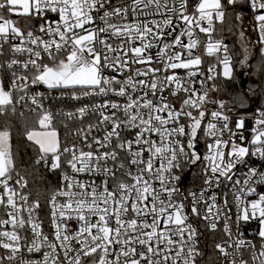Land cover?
<instances>
[{"label":"snow or ice","instance_id":"1","mask_svg":"<svg viewBox=\"0 0 264 264\" xmlns=\"http://www.w3.org/2000/svg\"><path fill=\"white\" fill-rule=\"evenodd\" d=\"M239 3L240 0H199L190 11L189 0H130L119 4L113 0H0V55L4 45L9 44L14 55L27 56L26 60L13 58L0 65L12 70L7 88L0 79V115L9 108L15 112L13 93L23 92L19 101L30 102L33 111L40 110L37 123L43 131L26 132V140L40 153L35 163L43 162L50 171L62 173V186L48 201L50 239L37 215L39 201L29 203V195L22 191L27 181L16 168L11 131L7 127L0 129V207L7 216L0 219V248L9 253L6 258L0 257V264L4 259L14 261L22 248L28 253L43 252L40 260H24L22 264H82L84 257L96 256L98 259L91 264H197L201 256L197 229L189 223L185 204L188 197L175 198L180 194L176 170L182 162L196 165L204 161L207 164L201 171L205 188L189 193L191 215L205 221L212 231L224 220L223 231L231 243L227 247L218 244L216 248L222 256L229 257L227 249L235 247L229 264H248L241 249L251 250L253 264H264V244L257 251L255 244L243 239L239 232L241 223L255 221L256 235L264 241V191L259 190L264 186V171L248 166L247 159H264V112L255 121L254 135L247 140L243 134L245 119H237L230 128L222 101L205 124L208 91L201 93L191 87L192 78L203 75L199 72L202 59L194 55L200 44L197 32L206 37V54L218 57L223 77L232 79L228 46L214 39L213 33L216 23H224L227 7ZM249 3L259 42L264 45V0ZM5 13L38 21L34 26L38 31L21 30L11 18H5ZM148 16L162 19H141ZM235 19L243 21L239 13ZM240 35L243 38V32ZM154 48L155 59L151 53ZM246 61L247 56L241 63ZM156 62L171 74L160 79L156 74L161 69L152 67ZM133 65L145 67L141 70ZM17 66L32 72L31 78L17 75ZM177 69L187 70V81L176 74ZM106 71L114 74L106 75ZM208 72L207 81L220 75L215 66ZM205 83L200 81L202 86ZM37 85L60 89L62 94L67 90L77 100L81 96L111 95L124 98L126 103L106 99L91 109L85 106L67 113L69 119L83 120L91 111L98 114L99 124H88L73 134L84 147L72 144L61 149L59 134L52 128L53 113L42 102L45 94L28 95L29 88ZM165 88L171 89L172 96L188 94L180 109L167 102ZM218 121L223 122L219 127ZM101 129L102 138L91 135ZM125 131H134V136L125 139ZM202 132L212 138L204 155L197 150ZM225 132L227 140L222 138ZM62 156L66 157L63 162ZM110 161L115 167L108 166ZM65 167L71 174L64 171ZM239 167L247 170L237 177ZM80 174L103 179L99 184L95 179L82 181L77 178ZM14 176L18 178L14 180ZM109 180L115 182L112 190ZM222 181L231 184L236 209L235 239L229 224V200L225 196L221 204L211 191L220 188ZM208 191L211 195L206 196ZM72 220L78 226L70 232ZM22 230L30 232L29 244L24 243L28 236L22 235Z\"/></svg>","mask_w":264,"mask_h":264},{"label":"built area","instance_id":"2","mask_svg":"<svg viewBox=\"0 0 264 264\" xmlns=\"http://www.w3.org/2000/svg\"><path fill=\"white\" fill-rule=\"evenodd\" d=\"M129 3L130 0H113V3L119 4V3ZM199 0H189V10L191 11L194 7L195 3H198ZM247 5L249 6V17L254 21V11L250 7L249 0H247ZM5 18H12L13 21L16 23L17 27H20L21 30L27 31L29 29L38 31L35 29V25L38 23L36 20H30L29 18L22 17V16H16V15H9L5 14ZM131 19V16H129ZM141 19H162L160 16H148V17H141ZM99 23V21H97ZM218 23H216L217 26ZM215 26V27H216ZM254 26L256 29V34L258 35V43L259 47L262 49V52L264 54V45H262L259 42V32L258 28L255 25L254 21ZM183 25L180 26L182 28ZM179 28L177 29V32H179ZM176 33H173V36H175ZM197 36L199 37L200 44L196 49H194V55H199L202 59V64L199 67V72L203 73V75L198 74L197 76L193 77L192 80L194 83L191 85L194 89L198 90L199 92H204L205 90L208 91V102L204 105V110L206 113H208L205 116V124L211 120L210 113L212 111L219 110V104H217L214 101V94L216 93L215 90H213V85H215L216 80L218 79L219 75L216 77V79L212 81H207V76L210 75L208 72L209 67L215 66L216 67V72L220 73L222 72V65L219 63V59L216 55L209 56L206 54L205 51V42H206V37L203 33L197 32ZM213 38L214 39H219L223 40L224 44L228 46V55L231 57L232 60V65L233 63V55L231 53V50L229 49V44L228 40L224 38L223 36L216 35V31L213 33ZM186 42V41H185ZM12 43H15V41H12ZM156 51L157 49H152L151 53L155 59L156 56ZM20 59V60H26L27 56H21L19 54L14 55L10 51L9 44L4 45V51L3 55H0V65H4L7 61L11 59ZM222 58V57H221ZM47 59V58H45ZM144 65H133V68H139L141 70L144 69ZM153 68H159L161 69L160 72H158L156 75L160 78L163 79L166 75L171 74V72H165L163 70L164 65L162 63H153L152 64ZM17 75H28L30 78L33 75L32 72H25L24 70L20 69L19 66L16 67L15 69ZM176 74L179 75L180 77L184 78L185 81H187L188 76H187V70L184 69H177L175 70ZM106 75H113L111 71H106ZM143 78V77H141ZM0 79H3L5 86H9L11 79H12V70L8 69L7 67H0ZM204 80L206 83L202 86L200 84V81ZM187 86V84L185 85ZM264 88V86H263ZM216 89V85H215ZM36 92H43L44 98H43V104L45 109L51 111L53 113L54 119L52 122V127L57 130L59 134V138L61 139V149L66 146H71L72 144H77L80 147H84V145L81 143L80 138L78 136H74L73 134L76 132L78 128H86L88 124H99V116L96 113L89 112L83 120L79 119H69L67 117V113L72 112L75 113L77 109L81 107L87 106L89 109H91L94 105L96 104H101L104 102L106 99H111L114 101H117L119 103H126V100L122 97H116V96H109V97H101V96H81V99H73L72 96L68 93L67 90H62L60 89H47L43 85H37V86H31L28 90V95L34 94ZM79 94V93H77ZM14 101H16V104L20 107H25L27 110L32 111V112H37L40 113L39 109H36L33 111L34 106L30 104V102H20L19 97L21 95H24L23 92H14ZM135 95H140V93H135ZM163 95L167 97V102L171 105H173L176 109H180L182 107V101L187 97V93L184 92H179L176 96L171 95V89L170 88H165ZM254 97V95H251ZM149 98L153 99L154 101L156 100V97L150 96ZM252 105H250L248 108H245L244 110H236L233 108H224L223 111L226 115L229 116V127L232 128L235 121L241 117L245 119V128L246 130L243 132L244 136L247 138V140H250L251 137L254 135L252 132V129L255 128L257 125L255 123L256 119L259 118V115L261 112H264V95H262L261 98H257V101L254 97L252 99ZM186 111H192L193 115H197V110L195 109H185ZM119 115V113H118ZM182 123H187L186 120H182ZM223 123L222 121H218L217 125L218 127L220 124ZM110 130V129H108ZM60 132V133H59ZM92 136H95L97 138H102L104 135V130L101 129L99 131L94 130L91 133ZM122 136L125 139H131L134 136V131H125L122 132ZM156 139V137H153ZM223 139L227 140L228 133L225 132ZM198 144H197V150L201 153V155L206 154L207 152V144L212 142V138L206 136L203 134V132L198 136ZM250 146V145H249ZM95 147V146H94ZM251 147V146H250ZM87 150V149H85ZM123 155V154H121ZM145 157H147V153H145ZM62 162L66 159V157L62 156ZM248 159V166L250 167H255L261 171H264V159H260L259 157L256 156H251ZM127 165V162L124 161ZM207 164V161H204L203 163L198 162L196 165H191L187 162H182L181 168L176 170V175L180 177L179 181L177 182V187L179 188L180 194L177 195L175 198L176 200H182L184 197H188V199L185 201L186 204V211L189 212V223L193 225L197 229V247L199 251L201 252V256L197 257V264H229L230 261V256L231 254H235L236 249L235 247L228 248V252L230 253L229 257L222 256L220 252L217 250L216 245L218 244H224L227 247V243H231L229 241L228 236L224 233L223 231V226H224V220H220L217 225V229L215 231L209 230L207 227V223L203 221L202 219L192 216L190 213V205H191V196H189L190 192H196L199 193L202 189L205 188L204 184V174L202 173L201 169ZM109 167H115L113 163L110 161L109 162ZM134 168V166H133ZM247 169L245 167H239V169L236 172V176L240 177L241 173L246 171ZM64 171H68L69 174L70 170L65 167ZM190 171V174L187 179L186 174ZM119 175V174H118ZM16 176L13 177L15 180ZM78 179L82 181H90L92 179H95L96 183L99 184L101 180L103 179L102 177H91L88 174H80ZM121 179H124V177H120ZM59 184L57 186V189H59L62 186V174L59 177L58 180ZM113 180H109V189L112 190L113 185H114ZM28 185V183H27ZM159 185L157 184V187ZM54 190V191H55ZM259 190L264 191V186H259ZM22 191L26 194L29 195L27 192V187L22 189ZM211 191H214L217 194L218 197V202L222 204L223 198L227 196L229 200V207L232 209V219L229 221V224L232 227V233H233V239H235L237 235V228L235 224V205L232 203L233 197H232V192H231V184L226 183L224 181L221 182V186L218 189H212ZM211 191L205 192V195H211ZM52 195V193H51ZM51 197V196H50ZM50 200V199H49ZM35 201L30 195H29V203H32ZM40 203V202H39ZM2 210V218L1 219H7L5 210L0 207ZM37 215L39 216V219L43 221V231L44 234L48 235L50 239H52V227H51V220H50V207L49 203L46 208L40 204V208L37 210ZM132 216L131 211L128 213V217L130 218ZM95 220V218H93ZM78 224L77 221L72 220L69 222V230L74 231L77 228ZM258 230V224L255 221H252L250 223H241V226L239 228V232L243 234L242 238L245 240H250L252 241L253 244L256 246V250L259 251L261 244H264V241L261 240L256 235V232ZM22 235H27L28 240L25 241V244H29L31 242V234L30 232H26L22 230L21 232ZM213 245L214 252L213 253L211 250H209V246ZM74 247H78L77 245H73ZM5 255V258L9 254L7 250L2 249ZM46 250V249H45ZM243 256V259L248 261V264H253V261L251 260V250L247 249H241L240 250ZM41 253H28L25 251L23 248L21 250V253L18 254L17 258L14 261H7L5 264H22V261L24 260H40L42 258ZM93 259H98V256L96 257H84L82 260V264H91V261Z\"/></svg>","mask_w":264,"mask_h":264},{"label":"trees","instance_id":"3","mask_svg":"<svg viewBox=\"0 0 264 264\" xmlns=\"http://www.w3.org/2000/svg\"><path fill=\"white\" fill-rule=\"evenodd\" d=\"M239 12L238 5L235 7L228 6L224 23H218L216 26V35L223 36L228 40L229 49L234 58L233 63L238 62L242 57L237 40L238 36L236 35L238 24L235 17ZM257 48V54L254 53L255 55L253 54L248 60L247 69H234L233 77L230 80L222 75H219L216 80V92H220L225 97L224 99L230 102L229 104L233 109L244 110L252 105L251 101L254 97L257 101L258 97L261 98L264 95V54L259 45H257ZM251 95H254V97ZM15 109L16 111L12 112L9 108L3 115H0V129L7 127L11 131L12 150L17 171L27 181L29 195L46 208L51 193L59 184L58 180L62 173L60 170L50 171L43 162L36 164L35 161L40 153L35 145L26 140L27 131L40 129L37 123L40 113L29 111L16 103ZM59 140L61 143L60 138ZM2 215L0 209V219ZM209 250L215 253L213 245L209 246ZM0 257H5L2 248H0ZM5 262L6 259L3 260L2 264H5Z\"/></svg>","mask_w":264,"mask_h":264},{"label":"rangeland","instance_id":"4","mask_svg":"<svg viewBox=\"0 0 264 264\" xmlns=\"http://www.w3.org/2000/svg\"><path fill=\"white\" fill-rule=\"evenodd\" d=\"M240 8L239 14L242 15L243 21L242 23L237 22L238 24V32H236L238 38V43H239V49H240V55L242 56L241 59L238 62H235L232 65L233 72L234 69H247L248 66V60L250 57L255 53L257 54L258 48H257V43H258V35L256 34V29L254 26V21L250 19L249 17V6L247 5V0H240V3L238 4ZM5 15V14H4ZM17 16V15H16ZM6 17V15H5ZM12 19V18H11ZM13 20V19H12ZM243 32V38L241 37L240 33ZM245 48L247 49V53H245ZM254 54V55H255ZM245 56H247V61L246 63H241V61L245 60ZM222 74V72H221ZM223 76V75H222ZM250 90V89H248ZM216 92V90H215ZM220 92H216L214 94V101L219 104V102H224L225 108H231L230 102L227 101V99H224ZM37 131H43V129H35ZM57 131V130H56Z\"/></svg>","mask_w":264,"mask_h":264},{"label":"water","instance_id":"5","mask_svg":"<svg viewBox=\"0 0 264 264\" xmlns=\"http://www.w3.org/2000/svg\"><path fill=\"white\" fill-rule=\"evenodd\" d=\"M244 82H245V80L243 81V83H244ZM189 174H190V171L186 174V178H185V179L188 178Z\"/></svg>","mask_w":264,"mask_h":264}]
</instances>
